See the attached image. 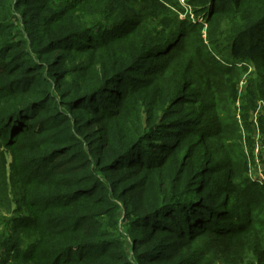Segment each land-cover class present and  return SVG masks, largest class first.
I'll return each mask as SVG.
<instances>
[{
  "label": "trees",
  "instance_id": "obj_1",
  "mask_svg": "<svg viewBox=\"0 0 264 264\" xmlns=\"http://www.w3.org/2000/svg\"><path fill=\"white\" fill-rule=\"evenodd\" d=\"M88 3L0 0V264H264L235 100L252 72L241 107L264 97V0H123L91 26Z\"/></svg>",
  "mask_w": 264,
  "mask_h": 264
},
{
  "label": "rangeland",
  "instance_id": "obj_2",
  "mask_svg": "<svg viewBox=\"0 0 264 264\" xmlns=\"http://www.w3.org/2000/svg\"><path fill=\"white\" fill-rule=\"evenodd\" d=\"M133 8H136V6H133ZM87 16L84 19V22L88 25H97L98 23H108L117 21L120 17L124 16L125 9L123 6V0H89L88 5L85 7ZM137 9H132V11H135ZM110 15H112L111 18ZM226 18V17H225ZM223 19V21L218 24V34L221 35L222 38H226L229 35H232L236 28L239 27L238 23H244V21L250 22V18L248 15H242L237 14L236 16L230 18V19ZM221 43V42H220ZM254 70V68H253ZM258 79V75L254 72L251 74L243 75L238 83H237V94L235 96V100L237 101V114L242 119L243 122V128H242V135H243V144L245 147V151L249 153L250 163L247 168V173L250 176V178H253L254 180H257L260 184L264 183V180H258V177H264V135L262 131L259 129L258 124L255 120L260 121V116L264 114V97H257L259 100L257 101V106L254 108V106L247 107L246 109L248 112H245L243 110V107H241V103L244 102V100H248V102L252 103L254 99H248L250 91L253 89V81ZM259 83L256 82V85L258 86ZM256 99V98H255ZM258 111V117H256ZM243 113H248L247 119L245 120L244 117H242ZM247 123V126H246ZM254 143H258V145L261 146V149H259L260 154L258 156L253 153V145ZM254 158V159H253ZM12 150L10 147H6V145H2L0 143V162H6V166L8 169L11 167L12 163ZM136 191H132L130 193V196H133ZM122 205L121 208V222L120 224H123V220L125 217V211H126V203L125 201L120 202ZM10 212H6L5 217L0 218V230L3 232H6L7 230L9 232H13L12 227V221L10 220ZM7 215V216H6ZM129 240V239H128ZM208 241V237L206 235H203L202 237H199L196 239V242L200 245H203L205 242ZM127 250L129 253H132L133 245L128 241L127 244ZM188 245V244H186ZM185 249H187L185 247ZM184 249V250H185ZM203 251L200 255L196 256V260L199 262V264H226L224 260L218 259L219 253H217L215 250L203 247ZM182 255L184 256L185 253L183 251ZM3 254L0 253V262L3 259ZM249 261H251V264H257L256 259L250 258Z\"/></svg>",
  "mask_w": 264,
  "mask_h": 264
},
{
  "label": "built area",
  "instance_id": "obj_3",
  "mask_svg": "<svg viewBox=\"0 0 264 264\" xmlns=\"http://www.w3.org/2000/svg\"><path fill=\"white\" fill-rule=\"evenodd\" d=\"M256 112H257L256 117H258V111H256ZM255 121H256V123L258 124V127H259V129H260V126H259V120H255ZM253 148H254L253 153H255V155L258 156V154H260L259 149H261V146L258 145V143H254ZM257 153H258V154H257ZM262 178H263V180H264V177H258L257 179H258V180H262Z\"/></svg>",
  "mask_w": 264,
  "mask_h": 264
}]
</instances>
